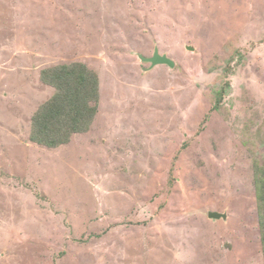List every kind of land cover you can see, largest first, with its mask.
Here are the masks:
<instances>
[{
	"label": "rangeland",
	"instance_id": "rangeland-1",
	"mask_svg": "<svg viewBox=\"0 0 264 264\" xmlns=\"http://www.w3.org/2000/svg\"><path fill=\"white\" fill-rule=\"evenodd\" d=\"M76 62L98 113L38 146L41 73ZM257 166L264 0H0V264H264Z\"/></svg>",
	"mask_w": 264,
	"mask_h": 264
},
{
	"label": "trees",
	"instance_id": "trees-1",
	"mask_svg": "<svg viewBox=\"0 0 264 264\" xmlns=\"http://www.w3.org/2000/svg\"><path fill=\"white\" fill-rule=\"evenodd\" d=\"M41 81L53 88L55 94L32 116L30 141L55 149L68 144L74 134L90 129L98 113L99 79L85 64L76 62L44 69ZM229 89L230 84H226L216 93L217 107ZM254 176L264 253V166H257Z\"/></svg>",
	"mask_w": 264,
	"mask_h": 264
},
{
	"label": "water",
	"instance_id": "water-1",
	"mask_svg": "<svg viewBox=\"0 0 264 264\" xmlns=\"http://www.w3.org/2000/svg\"><path fill=\"white\" fill-rule=\"evenodd\" d=\"M187 48L190 51L194 50V48L190 46H188ZM138 57L143 63L150 64V67L144 68V71H149L159 65H167L170 68L175 67V62L171 58H169L167 55L161 54L158 47L155 48L154 53L151 57H144L142 55H138ZM208 217L210 219H226L227 218L225 214H221L218 212H209Z\"/></svg>",
	"mask_w": 264,
	"mask_h": 264
},
{
	"label": "crops",
	"instance_id": "crops-1",
	"mask_svg": "<svg viewBox=\"0 0 264 264\" xmlns=\"http://www.w3.org/2000/svg\"><path fill=\"white\" fill-rule=\"evenodd\" d=\"M49 68V67H48ZM46 69V68H45ZM32 115H34V114H32ZM32 120V119H31Z\"/></svg>",
	"mask_w": 264,
	"mask_h": 264
}]
</instances>
